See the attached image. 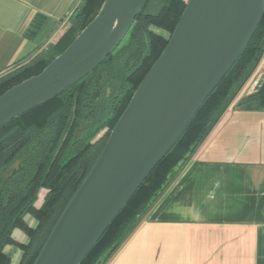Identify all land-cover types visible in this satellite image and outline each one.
<instances>
[{
	"label": "trees",
	"instance_id": "1",
	"mask_svg": "<svg viewBox=\"0 0 264 264\" xmlns=\"http://www.w3.org/2000/svg\"><path fill=\"white\" fill-rule=\"evenodd\" d=\"M104 1L83 0L56 42L0 76V95L40 73L94 19ZM186 5V0H146L126 36L106 59L58 95L0 128V264H34L134 92L168 45ZM263 54L264 16L243 54L80 264L110 261L218 122ZM43 188L48 192L38 206ZM16 229L25 232L26 241L16 238ZM8 245L21 250L17 263L6 251Z\"/></svg>",
	"mask_w": 264,
	"mask_h": 264
},
{
	"label": "water",
	"instance_id": "2",
	"mask_svg": "<svg viewBox=\"0 0 264 264\" xmlns=\"http://www.w3.org/2000/svg\"><path fill=\"white\" fill-rule=\"evenodd\" d=\"M146 0H105L40 73L0 95V128L91 72L121 43ZM264 0H188L168 45L134 92L34 264H80L203 101L247 48Z\"/></svg>",
	"mask_w": 264,
	"mask_h": 264
},
{
	"label": "crops",
	"instance_id": "3",
	"mask_svg": "<svg viewBox=\"0 0 264 264\" xmlns=\"http://www.w3.org/2000/svg\"><path fill=\"white\" fill-rule=\"evenodd\" d=\"M82 1L0 0V76L56 42ZM6 251L19 261L18 247ZM107 264H264V54Z\"/></svg>",
	"mask_w": 264,
	"mask_h": 264
},
{
	"label": "flooded vegetation",
	"instance_id": "4",
	"mask_svg": "<svg viewBox=\"0 0 264 264\" xmlns=\"http://www.w3.org/2000/svg\"><path fill=\"white\" fill-rule=\"evenodd\" d=\"M42 191H46L44 195L42 194ZM47 192H48L47 189H45V188L41 189L40 192H39V195H38V199H37V201H38L39 199H43V201H44V198H45V195H46ZM36 203H37V202H36ZM42 203H43V202H42Z\"/></svg>",
	"mask_w": 264,
	"mask_h": 264
},
{
	"label": "rangeland",
	"instance_id": "5",
	"mask_svg": "<svg viewBox=\"0 0 264 264\" xmlns=\"http://www.w3.org/2000/svg\"><path fill=\"white\" fill-rule=\"evenodd\" d=\"M186 1H188V0H186ZM167 36H168V34H167ZM103 134H104V131H102V132L98 135V137H100V136L103 135ZM45 192H46V191H42V194L44 195ZM17 239H18V238H17ZM12 246H15V245H12ZM8 251H9L10 254H12V250L8 249Z\"/></svg>",
	"mask_w": 264,
	"mask_h": 264
}]
</instances>
